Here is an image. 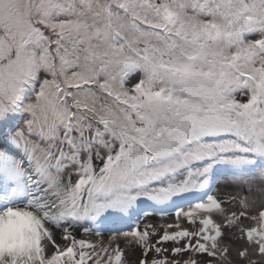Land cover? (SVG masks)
Segmentation results:
<instances>
[{
	"label": "snow or ice",
	"instance_id": "snow-or-ice-1",
	"mask_svg": "<svg viewBox=\"0 0 264 264\" xmlns=\"http://www.w3.org/2000/svg\"><path fill=\"white\" fill-rule=\"evenodd\" d=\"M13 213L0 264H264V0H0Z\"/></svg>",
	"mask_w": 264,
	"mask_h": 264
},
{
	"label": "clouds",
	"instance_id": "clouds-1",
	"mask_svg": "<svg viewBox=\"0 0 264 264\" xmlns=\"http://www.w3.org/2000/svg\"><path fill=\"white\" fill-rule=\"evenodd\" d=\"M19 219L20 218L16 213H13L11 218L5 216L4 218L0 219V231H2L6 236L9 230L15 226L16 221H18Z\"/></svg>",
	"mask_w": 264,
	"mask_h": 264
},
{
	"label": "rangeland",
	"instance_id": "rangeland-1",
	"mask_svg": "<svg viewBox=\"0 0 264 264\" xmlns=\"http://www.w3.org/2000/svg\"><path fill=\"white\" fill-rule=\"evenodd\" d=\"M149 203H151V202H149ZM141 207L144 210L147 209V205L146 204L145 205H141ZM147 211L151 212L153 210L152 209H147ZM169 211H171V210H169ZM147 222H152V223H165V222H170V221L159 219V214L157 213L155 216H149ZM86 238H88V239H94V237H86Z\"/></svg>",
	"mask_w": 264,
	"mask_h": 264
}]
</instances>
